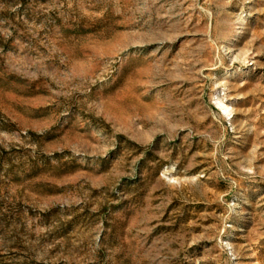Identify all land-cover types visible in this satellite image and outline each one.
<instances>
[{"label": "rangeland", "instance_id": "obj_1", "mask_svg": "<svg viewBox=\"0 0 264 264\" xmlns=\"http://www.w3.org/2000/svg\"><path fill=\"white\" fill-rule=\"evenodd\" d=\"M0 264H264V0H0Z\"/></svg>", "mask_w": 264, "mask_h": 264}]
</instances>
